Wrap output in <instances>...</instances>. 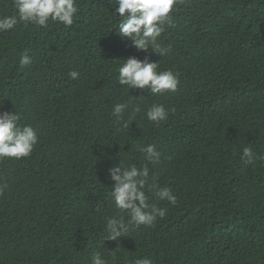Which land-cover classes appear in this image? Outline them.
<instances>
[{
	"label": "trees",
	"instance_id": "1",
	"mask_svg": "<svg viewBox=\"0 0 264 264\" xmlns=\"http://www.w3.org/2000/svg\"><path fill=\"white\" fill-rule=\"evenodd\" d=\"M77 3L71 27L20 22L0 32V111H19L39 137L29 156L0 159V264H91L97 251L108 264H264V0H178L163 57L118 35L115 0ZM13 11L0 0V15ZM25 50L29 65L19 62ZM129 55L173 69L178 90L120 85ZM129 100L142 112L123 129L111 109ZM153 102L175 111L156 125L143 115ZM148 144L162 152L149 165L154 182L176 202L145 188L166 216L131 227L113 252L98 247L118 211L108 169L121 159L141 166L137 146ZM246 146L259 157L249 165Z\"/></svg>",
	"mask_w": 264,
	"mask_h": 264
},
{
	"label": "clouds",
	"instance_id": "2",
	"mask_svg": "<svg viewBox=\"0 0 264 264\" xmlns=\"http://www.w3.org/2000/svg\"><path fill=\"white\" fill-rule=\"evenodd\" d=\"M177 2L178 0H115L114 12L119 16L115 29L122 39L130 41V47L144 52L151 48L163 57L169 49L162 46L160 38L166 26L174 24L172 13ZM13 9L11 15H0V32L11 30L20 22L47 27L51 20L71 27L79 11L77 0H13ZM19 62L21 65L32 63L27 50L21 54ZM69 76L74 80L78 79L80 72L72 70ZM117 79L120 85L127 86L130 90L147 89L153 96L176 92L180 83L178 73L171 68L161 70L159 62L152 61L147 55L144 59L135 55L123 59L118 68ZM256 91L264 96L260 89ZM170 111L175 109L153 102L147 106L143 115L149 122L159 125L168 119ZM141 112L140 105L131 100L117 102L111 109V115L123 129L129 128ZM21 118L17 110L0 111V159L27 157L39 142L36 129L31 124L21 123ZM137 147L143 155L141 166L121 159L108 169V178L114 182L111 184L110 200L118 211L105 217L106 233H100L98 247L102 243L104 246L110 244L111 252L125 239V233L131 227L142 224L152 227L157 218L166 216L168 209L151 203L145 188L154 193L158 201L175 204L177 199L170 186H159L154 182V173L149 168V165L154 168L161 162L162 152L154 144ZM258 158L252 147H244L241 155L243 164H252ZM6 255L11 261H17L12 251ZM91 264H108V261L97 251L91 256ZM129 264H154V261L149 257L134 258Z\"/></svg>",
	"mask_w": 264,
	"mask_h": 264
}]
</instances>
